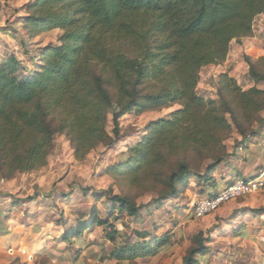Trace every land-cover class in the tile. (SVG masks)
I'll return each instance as SVG.
<instances>
[{
	"label": "trees",
	"instance_id": "16d2710c",
	"mask_svg": "<svg viewBox=\"0 0 264 264\" xmlns=\"http://www.w3.org/2000/svg\"><path fill=\"white\" fill-rule=\"evenodd\" d=\"M28 11L23 27L32 36L52 29L63 34L36 75L22 78L13 56L0 66L2 177L44 167L57 134L69 139L80 161L97 145L110 148L119 140L124 115L178 105L151 125L128 159L109 169L131 185H156L157 209L178 198L189 180L208 181L224 160L232 127L242 138L257 134L264 91H242L222 74L219 107L199 97L197 86L203 68L224 63L232 42L251 37L264 0H34ZM246 63L250 81L264 84V57ZM110 201L120 216L139 217L140 207L129 198ZM95 225L108 221L92 216L65 238ZM115 234L113 229L107 235L113 244ZM163 243L116 247L110 258L134 263L155 255ZM202 254L201 245L184 263L195 264L193 258Z\"/></svg>",
	"mask_w": 264,
	"mask_h": 264
},
{
	"label": "rangeland",
	"instance_id": "374dc122",
	"mask_svg": "<svg viewBox=\"0 0 264 264\" xmlns=\"http://www.w3.org/2000/svg\"><path fill=\"white\" fill-rule=\"evenodd\" d=\"M33 1L0 0V66L13 56L22 78L36 75L48 50L61 46L63 34L52 29L32 36L24 29ZM261 57L264 15L255 19L251 37L231 43L224 63L201 70L197 95L220 107L217 93L222 74L233 78L242 91H264V84L248 78L246 63ZM179 109L173 105L124 115L119 140L110 148L97 145L80 161L74 158L69 139L57 134L44 167L12 177L0 175V264H185L189 253L201 245L204 254L193 258L195 264H264V109L258 115L260 123L254 125V136L242 138L232 127L223 143L224 160L208 181L189 180L178 198L164 201L157 209L152 202L158 187L151 181L131 185L109 172L128 159L129 150L149 134L153 123ZM111 129L108 116L107 133ZM234 181H253L256 190L201 218L193 215L196 203ZM115 196L129 198L140 207L139 217L111 211L110 198ZM92 216L108 225L86 226L81 236L65 238ZM113 229L117 231L114 244L107 240ZM157 239L164 243L153 256L134 263L110 258L116 247Z\"/></svg>",
	"mask_w": 264,
	"mask_h": 264
},
{
	"label": "built area",
	"instance_id": "2783aa9c",
	"mask_svg": "<svg viewBox=\"0 0 264 264\" xmlns=\"http://www.w3.org/2000/svg\"><path fill=\"white\" fill-rule=\"evenodd\" d=\"M256 190V183L253 181H234L230 185L216 192L213 197L196 203L192 207L193 215L197 218L206 216L216 211L221 205L247 196Z\"/></svg>",
	"mask_w": 264,
	"mask_h": 264
}]
</instances>
